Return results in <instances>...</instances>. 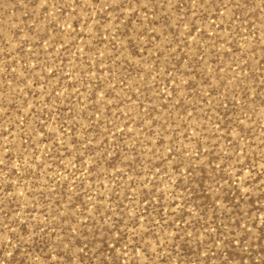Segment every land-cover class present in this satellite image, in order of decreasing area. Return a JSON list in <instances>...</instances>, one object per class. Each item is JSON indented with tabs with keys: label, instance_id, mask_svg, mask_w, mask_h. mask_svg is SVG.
I'll return each mask as SVG.
<instances>
[{
	"label": "rangeland",
	"instance_id": "1",
	"mask_svg": "<svg viewBox=\"0 0 264 264\" xmlns=\"http://www.w3.org/2000/svg\"><path fill=\"white\" fill-rule=\"evenodd\" d=\"M0 264H264V0H0Z\"/></svg>",
	"mask_w": 264,
	"mask_h": 264
}]
</instances>
